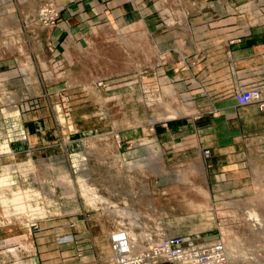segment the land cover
Wrapping results in <instances>:
<instances>
[{"label":"rangeland","instance_id":"1","mask_svg":"<svg viewBox=\"0 0 264 264\" xmlns=\"http://www.w3.org/2000/svg\"><path fill=\"white\" fill-rule=\"evenodd\" d=\"M27 1L0 0V14L19 11ZM259 14L264 17V8ZM60 18L61 12L50 1L35 16L45 26H55ZM80 34L97 37L67 43L65 56L51 45L48 58L25 60L28 64L19 67L17 76L23 90L2 84L0 225L38 229L45 222L67 220L75 227L77 215L97 214L98 221L116 220L115 229L121 221L137 233L142 226L222 241L228 264H264V148L247 137L237 163H224L217 139L209 140L216 150L205 148L200 158L191 138L162 136L170 125L165 120L185 115L187 108L178 105L181 100L176 95L155 99L153 75L148 72L154 60L139 56L138 35L115 27L97 32L83 29ZM144 68L145 75L140 72ZM42 107L49 112L54 130L61 129L66 137L56 139L64 156L26 159L10 146V137L26 140L25 115ZM122 128L136 136L133 139L145 148L144 153L132 152L136 148L130 143L126 145L131 153L123 157L127 151L121 149ZM108 131L114 132L113 140ZM144 131L147 137L140 139ZM77 132L82 134L84 150L68 152L70 135ZM88 134L93 137L86 139ZM54 158L72 167L59 170L51 161ZM111 180L114 186L107 187ZM12 182L22 184L23 191L31 190L24 197L27 206L18 204L20 211H14L17 202L12 191L18 199L21 191ZM111 192L117 197H110Z\"/></svg>","mask_w":264,"mask_h":264},{"label":"crops","instance_id":"2","mask_svg":"<svg viewBox=\"0 0 264 264\" xmlns=\"http://www.w3.org/2000/svg\"><path fill=\"white\" fill-rule=\"evenodd\" d=\"M49 1L61 12L55 26L35 19ZM263 8L264 0H28L19 11L0 14V91L2 84L23 90L17 78L19 67H26L25 60L48 58L51 45L65 56L67 43L97 37L80 34L83 29L132 31L139 38V56L154 60L148 72L153 75L150 84L155 99L165 101L176 95L181 100L178 105L187 108L185 115L165 120L170 125L161 135L191 138V147L200 158L205 148L216 150L209 140L217 139L224 155L221 161L235 164L245 138L264 148V110L257 103L240 106L235 98L243 87L260 88L264 98V17L259 14ZM26 24L28 28L23 29ZM146 71L140 72L145 75ZM25 117L26 140L11 136L10 146L26 159L63 157L56 139L66 137L61 129L54 130L49 112L42 107ZM119 132L121 149L127 151L124 158L131 153L126 144L136 148L132 152H145L126 128ZM109 133L113 140L114 132ZM70 137L68 152L84 150L82 134ZM146 137L144 131L139 138ZM55 159L51 161H56L59 170L72 167ZM121 185L125 186L123 180ZM106 186H114V181ZM109 196L117 197L112 192ZM75 218L80 219L75 227L67 220L45 222L38 229L0 225V264H101L110 258V234L116 220L98 221L97 214L87 213Z\"/></svg>","mask_w":264,"mask_h":264},{"label":"built area","instance_id":"3","mask_svg":"<svg viewBox=\"0 0 264 264\" xmlns=\"http://www.w3.org/2000/svg\"><path fill=\"white\" fill-rule=\"evenodd\" d=\"M235 98L239 105L257 103L264 108V98L260 88L243 87L235 94ZM209 154L210 151L206 150V155ZM15 183L17 182H12ZM17 184L21 194L18 199L16 190L12 191L14 201L17 202L13 207L14 211H20L19 209L22 208L21 205L20 208L18 207L20 202L22 205L25 202L27 206V199L24 197L31 192L26 187L23 191L21 189L23 185ZM117 224L118 227L111 232L112 256L101 264H228L226 246L222 241L197 239L184 234L171 235L142 226H140L141 232L137 233L130 224L121 221ZM27 225H32V222Z\"/></svg>","mask_w":264,"mask_h":264}]
</instances>
